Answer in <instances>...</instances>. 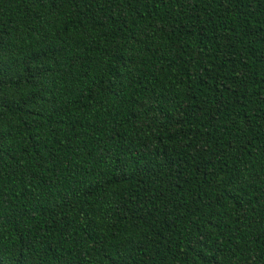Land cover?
<instances>
[{"label": "trees", "instance_id": "16d2710c", "mask_svg": "<svg viewBox=\"0 0 264 264\" xmlns=\"http://www.w3.org/2000/svg\"><path fill=\"white\" fill-rule=\"evenodd\" d=\"M0 264H264V0H0Z\"/></svg>", "mask_w": 264, "mask_h": 264}]
</instances>
